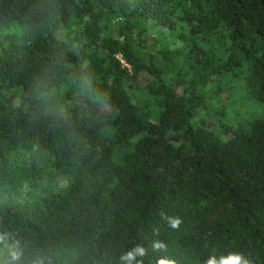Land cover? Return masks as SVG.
I'll list each match as a JSON object with an SVG mask.
<instances>
[{
  "label": "trees",
  "instance_id": "trees-1",
  "mask_svg": "<svg viewBox=\"0 0 264 264\" xmlns=\"http://www.w3.org/2000/svg\"><path fill=\"white\" fill-rule=\"evenodd\" d=\"M23 180L0 264H264V0H0V189Z\"/></svg>",
  "mask_w": 264,
  "mask_h": 264
},
{
  "label": "rangeland",
  "instance_id": "rangeland-1",
  "mask_svg": "<svg viewBox=\"0 0 264 264\" xmlns=\"http://www.w3.org/2000/svg\"><path fill=\"white\" fill-rule=\"evenodd\" d=\"M11 36L14 37L15 39L21 40L23 37V30L20 27H13L9 31L5 32L2 34V36ZM238 100L237 102L241 104L240 98L237 96L235 98ZM220 107V104L218 102L214 103V109L218 110ZM20 162L24 167L30 166V155L29 154H22L20 156ZM68 184V181L65 178L58 177L55 181L54 184L52 185L56 190L64 189ZM30 190H31V183L28 182L27 180H23L18 182V184L13 188L10 189H5L1 188L0 189V201L6 202L8 200H19L22 203L26 202L27 200H30L31 198L29 197L30 195ZM29 194V195H28Z\"/></svg>",
  "mask_w": 264,
  "mask_h": 264
},
{
  "label": "clouds",
  "instance_id": "clouds-1",
  "mask_svg": "<svg viewBox=\"0 0 264 264\" xmlns=\"http://www.w3.org/2000/svg\"><path fill=\"white\" fill-rule=\"evenodd\" d=\"M178 225H179L178 220H171L170 221V226L172 228H176ZM0 239H4V238H0ZM154 247L156 249H160L163 247V245L157 243L154 245ZM8 252L10 254L12 262L18 261L20 259L21 252L13 250V249H8ZM136 252L140 256L144 255V249L143 248H137ZM127 258L128 257H126V256L121 257L122 260L127 259ZM5 264H9V262L5 261ZM159 264H170V262L162 259L159 261ZM206 264H250V260L241 253H232L226 257L221 256L219 259H217L216 256H212L211 258H209L207 260Z\"/></svg>",
  "mask_w": 264,
  "mask_h": 264
}]
</instances>
